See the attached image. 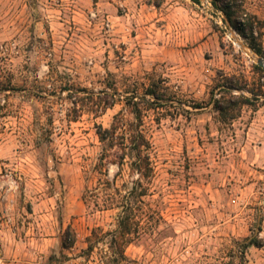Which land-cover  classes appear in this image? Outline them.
<instances>
[{
    "label": "rangeland",
    "instance_id": "obj_1",
    "mask_svg": "<svg viewBox=\"0 0 264 264\" xmlns=\"http://www.w3.org/2000/svg\"><path fill=\"white\" fill-rule=\"evenodd\" d=\"M242 1L264 53V0ZM260 58L208 0H0V264H264ZM226 92L254 105L222 121ZM130 97L148 179L97 136L136 122Z\"/></svg>",
    "mask_w": 264,
    "mask_h": 264
},
{
    "label": "trees",
    "instance_id": "obj_2",
    "mask_svg": "<svg viewBox=\"0 0 264 264\" xmlns=\"http://www.w3.org/2000/svg\"><path fill=\"white\" fill-rule=\"evenodd\" d=\"M194 4H200V0H190ZM211 6L220 11L224 16V22L231 26L239 36H241L248 44L250 49L257 55L264 56L261 47L256 43L257 38L254 34V18L250 16L245 8L242 0H208ZM161 0H155V5L158 6ZM258 70H262L261 66H256ZM236 81L234 77L228 78L227 82L230 85V89L237 90L239 92L247 91L245 85L233 84ZM156 85H153L154 87ZM148 95L155 100L162 99L157 90H148ZM224 95L213 101V108L219 115L222 121L231 120L236 118L239 110L244 106H253L252 99L244 94L234 95L231 92H226ZM254 100L258 101V96H253ZM130 108L131 114L134 116L135 123H129L124 120L120 115L115 117V122L109 129H103L101 126L97 128V136L102 143H107L108 148L117 146L119 152H115V159L118 160V164H121L127 156L126 150L129 151L133 157L131 165L135 171L139 173L143 179H148L152 174V168L150 163V143L143 134L141 127L142 118V105L141 102L135 100V98H127L125 102ZM146 105V103H145ZM145 107V106H143ZM196 106L195 109H199ZM104 156V155H103ZM138 186L141 187L139 183ZM147 190L143 189L140 196L146 195ZM136 193V187L131 188L129 195L134 197ZM113 206V203H111ZM110 204V205H111ZM121 214L118 222L119 238L122 244H127L130 241V235L134 225L132 217L133 209L131 203L125 201L121 206ZM76 242V234L70 227H68L64 234L61 236V248L71 249ZM91 249V246L87 248V251Z\"/></svg>",
    "mask_w": 264,
    "mask_h": 264
},
{
    "label": "water",
    "instance_id": "obj_3",
    "mask_svg": "<svg viewBox=\"0 0 264 264\" xmlns=\"http://www.w3.org/2000/svg\"><path fill=\"white\" fill-rule=\"evenodd\" d=\"M257 62H258V64H259V65H261V66H263V65H264V60H263V59H261V58H260V59H258V61H257Z\"/></svg>",
    "mask_w": 264,
    "mask_h": 264
}]
</instances>
